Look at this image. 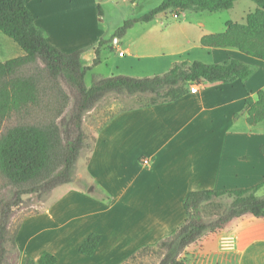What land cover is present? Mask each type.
Wrapping results in <instances>:
<instances>
[{"label":"crops","instance_id":"0c3cea01","mask_svg":"<svg viewBox=\"0 0 264 264\" xmlns=\"http://www.w3.org/2000/svg\"><path fill=\"white\" fill-rule=\"evenodd\" d=\"M98 4L26 0L46 40L63 53L82 50L85 67H92L99 41H107L99 47L100 63L86 74L90 80L93 75L152 77L175 63L228 60L242 62L252 74L232 83L201 82L196 93L176 101L111 116L92 133V148L76 166V185L55 188L48 207L22 219L15 239L18 264L37 262L43 253L53 255L56 264H124L176 232L186 219L189 193L250 189L264 181V122L249 125L245 105L264 90V62L234 48L201 44L234 22L213 17L222 11L184 12L177 20L164 12L112 39L126 19L109 36L108 15L102 6L99 16ZM143 157L151 160L149 167L140 164ZM262 195L264 186L256 192ZM92 234L101 236L100 243L92 256H84L79 247ZM224 236L234 237L233 249L221 246ZM182 256L186 264H264V217L236 218Z\"/></svg>","mask_w":264,"mask_h":264},{"label":"trees","instance_id":"16d2710c","mask_svg":"<svg viewBox=\"0 0 264 264\" xmlns=\"http://www.w3.org/2000/svg\"><path fill=\"white\" fill-rule=\"evenodd\" d=\"M236 1L163 0L149 12L124 21L112 39H121L135 24L150 22L157 15L176 8L185 12L216 13L232 9ZM250 1L264 14V0ZM98 14L102 16L100 6ZM0 33L23 52L20 57L0 62V264H18L15 239L22 220L12 229L11 218L15 209L24 205L22 196H43L74 182L82 152L92 148L83 134L84 117L106 95L148 96L150 101L138 106L146 107L178 100L189 91L192 81L232 83L246 80L252 74L247 65L237 60L212 65L180 62L166 73L152 77L93 75L87 87L85 76L100 63L99 47L107 41H99L92 67H85L80 59L82 50L63 53L46 40L26 0H0ZM201 44L205 48H234L264 62V18L249 13L244 24L228 23L224 32L205 36ZM245 105L249 125L264 122V90L257 92L256 101L247 98ZM262 186L264 181L250 189L189 193L184 201L185 221L173 235L154 246L162 250L161 264H181L177 258L187 247L205 233L219 231L236 218L264 217V195L256 196ZM225 195L233 198L232 206L215 221H203L198 213L199 205ZM100 240V235H90L79 252L92 256ZM137 253L124 264L132 261ZM25 264H56V258L43 253L37 262L27 259Z\"/></svg>","mask_w":264,"mask_h":264},{"label":"rangeland","instance_id":"374dc122","mask_svg":"<svg viewBox=\"0 0 264 264\" xmlns=\"http://www.w3.org/2000/svg\"><path fill=\"white\" fill-rule=\"evenodd\" d=\"M162 1L163 0H99L98 6H100V8H102L103 6L108 15L107 18H108L109 29H107V34L110 36L114 31L112 29L113 26H115L114 28H116V26H118V24L121 23L120 19L122 17H124L126 20L139 17L149 12L151 9L159 6ZM98 6H97V10H98ZM179 10L182 13L185 12L181 8L173 9L172 12ZM172 12H167V13L170 14L171 16ZM249 13H255L258 16L264 18V14L261 13L256 7L255 3L250 0H238L234 3L232 9L222 11L219 14H215V16H213V14L210 15L213 17H219L224 21H233L235 26H239L245 23V18ZM0 39L5 40L12 45V47H7L5 45H2V43L0 42L1 45L0 62H4L16 57H20L19 54H21L22 51L11 39L6 37L2 33H0ZM91 83H92V78L90 80V77L87 76L85 80L86 86L89 87ZM149 101H150V97L148 96L127 97V96H120L117 94L106 95L95 106V108H93L90 112H88L84 117L83 134L87 142L91 143L92 133L118 111L127 108L143 106L147 104ZM87 152L86 151L82 152L81 155L82 159L84 158V155L87 154ZM75 173H76V168H75ZM73 184L76 185L75 182L64 185H73ZM52 191L49 194L43 196H37L35 194L22 196V201L24 202V205L21 207H17L15 209V214L11 218L12 229L17 227L24 217L41 212L46 207H48V205L52 201ZM232 204H233V198L231 196L225 195L220 199H213L211 201L201 203L198 207V213L199 216L203 219V221L212 222L215 221L225 209L232 206ZM230 225L233 226L234 224H230ZM216 232L218 231L207 232L204 235L210 233H216ZM183 253L177 258V261L181 264H186V259L182 256ZM162 257H163L162 250L159 249L158 247L143 249L140 252H138L135 258L132 261H129L128 264H161Z\"/></svg>","mask_w":264,"mask_h":264},{"label":"built area","instance_id":"2783aa9c","mask_svg":"<svg viewBox=\"0 0 264 264\" xmlns=\"http://www.w3.org/2000/svg\"><path fill=\"white\" fill-rule=\"evenodd\" d=\"M182 14L183 13L179 10L172 12L171 16L174 20H177L181 18ZM119 55L122 56L123 53H119ZM199 86H200V82L192 81L189 83V91L191 93H196L199 89ZM140 164L144 167H149L151 164V160L147 157H143L140 159ZM220 241H221V246L223 248L233 249L235 246V239L233 236H224L220 239Z\"/></svg>","mask_w":264,"mask_h":264},{"label":"water","instance_id":"95a60500","mask_svg":"<svg viewBox=\"0 0 264 264\" xmlns=\"http://www.w3.org/2000/svg\"><path fill=\"white\" fill-rule=\"evenodd\" d=\"M90 191L92 190V189H89Z\"/></svg>","mask_w":264,"mask_h":264}]
</instances>
